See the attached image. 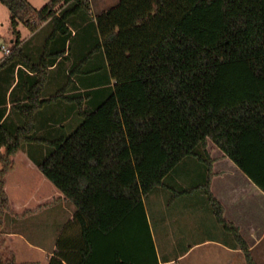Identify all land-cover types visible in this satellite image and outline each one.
I'll return each instance as SVG.
<instances>
[{
    "label": "trees",
    "instance_id": "obj_1",
    "mask_svg": "<svg viewBox=\"0 0 264 264\" xmlns=\"http://www.w3.org/2000/svg\"><path fill=\"white\" fill-rule=\"evenodd\" d=\"M90 1L49 0L37 9L27 0H0L14 36L0 62V71L7 69L0 74V264H23L12 253L3 257L5 215L23 217L62 201L75 211L48 264H158L143 200L192 156L205 165L203 191L216 220L233 234L246 263L254 264L210 192L207 143L264 194V0H119L97 14L96 48L112 90L91 111L78 103L79 125L49 141L52 152L35 161L61 196L20 214L11 208L6 178L23 144L42 140L32 136L37 111L76 99L65 95V87L42 96L49 59L62 52L26 56L17 47V27L34 31L48 21L51 37L67 35L68 23L76 26L72 18L89 10ZM16 64L34 75L17 71L7 112ZM15 87L22 99L14 100Z\"/></svg>",
    "mask_w": 264,
    "mask_h": 264
},
{
    "label": "crops",
    "instance_id": "obj_2",
    "mask_svg": "<svg viewBox=\"0 0 264 264\" xmlns=\"http://www.w3.org/2000/svg\"><path fill=\"white\" fill-rule=\"evenodd\" d=\"M110 7L101 9L99 13L109 9ZM75 19V22H80V20H76L75 18H72V21ZM10 26V24H9ZM68 33L67 35H55L51 37L52 32V26L47 21L43 24H41L36 30L30 31L25 25L20 24L17 27V30L19 31V44L17 47L22 48L24 50V53L26 56L36 60L38 59L42 54H44L45 50L53 51L54 53L62 52L58 55V57L47 67L48 70V76L46 79V82L44 84L43 90L48 84L50 73L53 69H55L56 64L59 61L66 60V58L70 55V46L73 41V39L77 36V28L74 27L70 22L68 23ZM11 30V28H10ZM46 31V34L44 36H41ZM11 32V31H10ZM14 36L11 32L9 36V42L10 45L7 46L9 48H12L11 44L13 43ZM63 41V42H62ZM63 44V49L62 48ZM63 50V51H62ZM2 51V50H1ZM81 58V57H77ZM3 59V58H2ZM0 60V62L2 61ZM105 61V59H104ZM83 58L80 60H74L73 64H82ZM71 63V64H72ZM70 63H67V66L61 71L60 73H53V81L54 83L58 84L56 89L65 87L64 82H66V85H68L70 82L79 81L77 77L82 80L80 77L82 71L79 67L72 68ZM106 64V61L104 62V65ZM21 70L24 77H31L34 75L33 72H30L28 69H26L21 64H16L13 71V80L11 87L8 89L7 94L10 92L12 86H14L18 80L17 77V71ZM93 72L91 70H87L83 74H88ZM77 75V77H76ZM88 77V76H87ZM91 79V78H90ZM55 89V90H56ZM54 92V91H53ZM48 94V95H47ZM46 95H43L44 98L50 97L55 93H47ZM23 92L18 91L16 93L15 99L17 98L22 99ZM64 102L65 99H59L56 100L36 113V119H40V122L48 121L50 125L56 122V124H59L60 126H64L67 123V117L59 116L56 119L51 118L48 113H51L53 111L52 108H50L46 113L44 117L41 116L42 111L47 109L48 107H53L54 105H59V102ZM67 102V101H66ZM70 103V102H69ZM57 108H60L61 106H56ZM77 110V108L72 106L71 110ZM75 110V111H76ZM47 116V118H46ZM38 122V120L36 121ZM44 127V125H42ZM45 128V127H44ZM207 151L209 153V158L211 159V177H210V183H209V189L211 194L214 196V198L219 202V204L222 207V217L223 219L233 227H235L241 236V238L247 243L251 258L254 262V264H264V194L227 158L223 155V153L217 149L210 141L207 143ZM19 153L14 157L15 160V168L12 172H10L7 175L6 178V185H5V191L8 197L9 204L11 208L18 214L22 213L24 210L32 209L36 207L39 204L48 202L51 200L52 197H58L61 196V193L54 187H52V184H48V180L40 173L38 170L36 164L32 163L29 158L24 154L21 153L19 156ZM193 157V156H192ZM186 160H183L181 165L185 163ZM19 163H24L26 167L33 169L35 172V176L41 185H45L47 187V194L46 193H40L38 196H34L31 198L28 197L26 199H22V197L15 196L12 192L14 191V185L11 183L8 185V183L11 182V180H8L12 175L16 173V168ZM180 164L175 167L171 173H175V179L172 180V184L179 185V187H184L181 185L183 183L180 179H178L179 174L182 172L183 167ZM185 165H188L186 162ZM179 169V170H178ZM204 171V170H203ZM169 175V174H168ZM168 175L166 177H168ZM192 175H189L191 177ZM165 177V178H166ZM180 178V177H179ZM205 180L202 179L201 183L195 185L194 180L190 178L189 180V190H182L181 194H193L197 192H201L205 197V204L209 207V212L212 217H214L217 224H213L210 227H207L206 230L209 232L208 234H202L200 233L199 227H197V231L194 230V232H199L200 235L198 238L193 239V241L188 242L187 239L190 234H193V231L191 229L183 228V225H179V220L186 214V211L192 210V207H187V210H184L183 215L181 216L180 211H176L175 216L177 219H173L172 223L169 225L167 224V217L165 215H162L161 212L156 210L155 216L157 217V221H153L155 227L153 228L152 223L150 222V219L148 217V209L146 204V198L143 200L151 236L155 245V250L158 258V264H247L245 261L244 253L241 251L234 242L233 234L225 229L215 218V215L213 213V210L211 208V205L209 204L206 195L203 191V184ZM51 183V182H50ZM163 186V184L161 185ZM159 186V188L161 187ZM11 189V193H9L8 189ZM181 196V195H180ZM67 202H60L62 207L66 205ZM157 205L153 204V207ZM196 207V206H195ZM51 208V207H49ZM157 209L158 207L155 206ZM194 208V207H193ZM48 209V207L44 208L43 210ZM195 211L198 212L199 207L194 208ZM36 213H32L29 215H26V217L35 215ZM10 217L15 218H24L18 217L15 215L7 214ZM37 215V214H36ZM174 215V211L173 214ZM73 218V217H72ZM71 217H69L68 222H72ZM156 219V218H155ZM8 221L11 222L10 218L5 215L4 222L2 226V236L5 240V245L9 247V254L12 253L14 255L15 260L19 258V255L26 254L27 256H32L35 254V251H38L41 254H44L46 258H49L53 255V252L56 250L55 242L51 245L50 249L48 248H42L39 245L33 244L30 241L26 240L21 233H19L16 230L9 229L7 226ZM177 225V226H176ZM219 225L220 227H218ZM222 227V228H221ZM220 228L221 235L213 234L218 231ZM200 229H203L200 227ZM211 230L212 232H210ZM202 232V230H201ZM194 233V234H195ZM211 233V234H210ZM171 235V236H170ZM170 236V238H168ZM159 239L158 243L157 239ZM173 238V240H172ZM162 240L164 242H172L170 255L165 254V250L168 249L169 243L162 244ZM170 240V241H169ZM201 247L206 248V250L203 251H196L200 249ZM3 253V252H2ZM48 260L46 263H48ZM29 258L26 260V264L29 263ZM35 261V260H34ZM33 261V262H34Z\"/></svg>",
    "mask_w": 264,
    "mask_h": 264
},
{
    "label": "rangeland",
    "instance_id": "obj_3",
    "mask_svg": "<svg viewBox=\"0 0 264 264\" xmlns=\"http://www.w3.org/2000/svg\"><path fill=\"white\" fill-rule=\"evenodd\" d=\"M27 1L32 7L38 9L42 7L45 3H47L49 0ZM118 1L119 0H91L90 9L81 10L77 15L76 20H80V22H76L77 25H74V27L77 28V36L73 39L71 43L69 50L70 55L66 58V60L59 61L56 64L55 69L51 71L48 84H46L42 96L46 95L49 92L52 94L60 91V88H55L58 86L59 83H54L52 79V74L60 73L67 66V63L71 64L74 60L78 61L81 58H83L82 64L77 65L72 63L71 67L80 68V70L82 71L80 75L82 80H80L76 75L79 81L70 82L68 85H66V82H64L65 95L68 96V98H76L75 100H66L67 102L65 101V103L61 101L58 103L59 105L48 107L47 109L42 111V113H39L41 114V116L44 117L45 115H47L46 112L50 108H52L53 111L51 113H48V118L49 116L54 119L59 116L67 117V123L64 126H60L59 124H56V122L50 125L48 121L42 123L40 122V119H36V121L38 120V122H36V131L34 134H32V136L36 138H41L42 140L24 143L21 151V153H24L32 163L35 164V161H42L46 156H48L52 152L53 147L48 143L49 141L68 135L79 125V123L81 122V118L77 115L78 110H71L72 106L78 108L77 105L79 103L85 111H91L100 102H102L111 92L113 87V80L110 79L108 73L106 72L102 50L96 48L98 33L94 25V21L95 16L101 9L113 7L118 3ZM10 31L11 30L9 26L8 11L4 6L0 5V45H10ZM45 34L46 31L41 36H44ZM77 57L81 58L77 59ZM2 58H4V55L0 49V60ZM49 62L53 63L52 59H49ZM91 69L93 72L83 74L87 70ZM3 70H5L6 72L7 69L3 68ZM3 70L0 71V74L4 73ZM3 85L6 86L5 83ZM13 87L14 86H12V88ZM18 88L19 87H15L13 94L16 93ZM6 99L8 107L7 112H9V108L11 106V103L9 102V93L6 95ZM56 106L61 107L57 108ZM10 114L11 118L17 117L14 111H11ZM13 121L17 125L16 119ZM42 125H44L45 128ZM21 153L19 154V156L21 155ZM184 160H186L185 163H183L182 165L180 163V165L183 167H179L182 168V172L179 174L178 179H180L181 182L183 179V183H181V185L185 186V190H189L190 178L193 179L195 185H197L201 183L202 179L206 180V171L204 163L201 162L197 157H187ZM186 162L188 163V165H185ZM16 170V173L8 179L11 180L8 185H10L11 183L14 185V191L12 193L15 196H19L22 197V199H26L30 196L31 198L36 195L38 196L40 193L47 194V187H45V185L39 184L34 173L35 171L33 169L26 167L24 163H19L17 165ZM189 175L192 176L189 177ZM175 178V173L172 174L170 172L168 177L164 178L163 186H161L160 188H155L145 197L148 209V217L154 228L155 225L153 221H157V217L155 216L157 210L161 212L162 215H165L167 217V224L170 225L173 219H177L175 216L177 210L180 211L182 216L184 210H187V207H192L191 212L186 211L187 213L184 214V216L178 222L179 225H183V228H185V230L188 228L193 231V234H190L187 238L189 240L188 242H191L193 241V239L198 238L202 234H208L209 232L206 230V228L217 223L214 217L209 215V207L207 204H205L206 201L204 195L201 192H195L193 194L179 193L184 189L183 187H179V185L172 184V180H174ZM48 184L51 183L48 181ZM51 186L53 187V185ZM8 191L9 193H11L10 187ZM156 203L157 205L155 206L158 207L157 209L155 208V206L153 207V204ZM195 206L200 208L199 210H197L198 212L195 211ZM50 207L51 208L48 207V209L45 210H40L36 213L37 215L35 214L28 217L25 216L21 219L6 215L11 220V222L8 221L7 226L9 229L16 230L21 233L23 237L31 243L39 245L42 248L45 247L50 249L51 245L56 241L59 234L67 225L70 224L68 222V219L69 217H73L75 211V208L71 203H66V205L62 207L60 202H58ZM173 211L174 215H172ZM217 226L220 227L219 225ZM197 227H199L198 231L202 234H199V232H194V230L197 231ZM200 227L203 229H200ZM209 231L212 232L211 230ZM213 234L221 235L220 228L216 233ZM170 236H168V238H170ZM172 240L171 243L164 242V240H162V244L166 245V243H169L168 249L165 250L166 255H170V245H172ZM158 241L159 239H157V242ZM8 249V246L3 247V257H8L9 252H11ZM203 250H206V248L204 249V247H201L196 251ZM53 253H55V251ZM28 258L33 261L35 260L34 262L29 261V263L31 264H48L46 263L48 258H46L44 254H41L38 251H35V254L32 256H27L25 253H21L19 255V258L15 261L18 263L26 264L24 262H26Z\"/></svg>",
    "mask_w": 264,
    "mask_h": 264
},
{
    "label": "built area",
    "instance_id": "obj_4",
    "mask_svg": "<svg viewBox=\"0 0 264 264\" xmlns=\"http://www.w3.org/2000/svg\"><path fill=\"white\" fill-rule=\"evenodd\" d=\"M0 49L2 50L4 56L9 55L11 52V49L5 45H0Z\"/></svg>",
    "mask_w": 264,
    "mask_h": 264
}]
</instances>
